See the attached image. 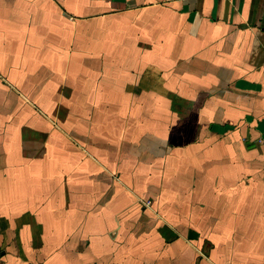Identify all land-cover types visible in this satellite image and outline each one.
I'll return each mask as SVG.
<instances>
[{
    "label": "crops",
    "instance_id": "0c3cea01",
    "mask_svg": "<svg viewBox=\"0 0 264 264\" xmlns=\"http://www.w3.org/2000/svg\"><path fill=\"white\" fill-rule=\"evenodd\" d=\"M0 264H264V0H0Z\"/></svg>",
    "mask_w": 264,
    "mask_h": 264
}]
</instances>
